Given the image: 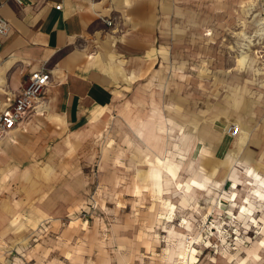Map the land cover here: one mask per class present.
Here are the masks:
<instances>
[{
	"label": "rangeland",
	"instance_id": "1",
	"mask_svg": "<svg viewBox=\"0 0 264 264\" xmlns=\"http://www.w3.org/2000/svg\"><path fill=\"white\" fill-rule=\"evenodd\" d=\"M156 7L146 77L100 122L74 137L36 107L0 139V264H178L190 238L179 264H264V0ZM231 124L236 192L204 145Z\"/></svg>",
	"mask_w": 264,
	"mask_h": 264
},
{
	"label": "crops",
	"instance_id": "2",
	"mask_svg": "<svg viewBox=\"0 0 264 264\" xmlns=\"http://www.w3.org/2000/svg\"><path fill=\"white\" fill-rule=\"evenodd\" d=\"M156 3L0 0V16L9 24L8 33L0 35V109L31 73L46 71L49 82L38 108L48 107L65 133L74 137L100 122L128 85L146 77L144 65L151 57L141 48L158 26ZM119 83L121 89L116 88ZM23 120L2 138L20 131ZM210 132L204 145L211 141L212 158L221 161L240 131L236 137Z\"/></svg>",
	"mask_w": 264,
	"mask_h": 264
},
{
	"label": "built area",
	"instance_id": "3",
	"mask_svg": "<svg viewBox=\"0 0 264 264\" xmlns=\"http://www.w3.org/2000/svg\"><path fill=\"white\" fill-rule=\"evenodd\" d=\"M60 8V5H56ZM105 23L112 25L111 19H105ZM9 31L6 19L0 16V35L4 36ZM49 82V74L46 71H35L31 73L21 84L18 92L9 103L0 109V139L17 127L26 117L28 112L41 103L45 87ZM238 124L229 125L227 132L234 137L239 132Z\"/></svg>",
	"mask_w": 264,
	"mask_h": 264
},
{
	"label": "bare ground",
	"instance_id": "4",
	"mask_svg": "<svg viewBox=\"0 0 264 264\" xmlns=\"http://www.w3.org/2000/svg\"><path fill=\"white\" fill-rule=\"evenodd\" d=\"M229 127V126H228ZM228 129V128H227ZM187 135V134H186ZM237 136V135H236ZM235 136V137H236ZM184 140L185 139H187V137H184L183 138ZM234 139V138H233ZM234 140H236V138L234 139ZM232 142V141H231ZM234 142V141H233ZM174 144V143H173ZM230 146V145H229ZM243 147V146H242ZM231 149H229V151H228V153L226 154V156L224 157V159H222L221 161L222 162H224V163H226V164H228V163H230V165H229V172H228V174H227V176L226 177H229L233 182H232V185H231V187H232V191H237L238 190V188H237V185L240 183V180H239V175L237 174L238 173V170H240V171H242L244 168H245V166H237V164H241L242 162H240V161H238L237 160V158H235V156H237V149L234 147V146H231L230 147ZM241 168V169H240ZM167 171L169 172V173H173L174 172V169H167ZM243 171H245L246 172V176H248V177H253L254 176V174H253V172H252V169H251V167L250 166H246V168L243 170ZM259 180H261V181H264V176H259V175H255ZM223 185V184H222ZM221 187V186H220ZM202 190H205V189H202ZM219 195L221 196V193H219ZM188 196V197H187ZM192 198V196H190V195H188L187 193H186V191L183 189L182 190V195H181V200H180V202L183 204V205H186V204H188V201H189V199L190 198ZM224 200H226V199H224L222 196H221V198H220V200H219V202H224ZM214 202H218V200H214ZM227 202V201H226ZM234 204V203H233ZM232 204V205H233ZM171 205V208H173L174 207V205L171 203L170 204ZM224 207V206H223ZM235 207H236V205H235ZM235 211V210H234ZM170 220H172L173 221V219L170 217L169 218V221ZM193 229V228H192ZM189 230H191V228L189 229ZM190 238V237H189ZM180 242H182V240L180 239ZM188 242H190V245L188 246V248H186V249H184L185 247H184V245L182 244V246H181V244L179 245V248H178V251H179V253H180V255H182L184 252H185V250L188 252L187 254H186V257L185 258H183V256H179L178 258H176V260H180L179 262H177L178 264L179 263H181V262H184V263H188L189 262V260H195V258H196V247H194L193 246V243H194V238H190L189 240H188ZM192 243V244H191ZM166 255V254H165ZM167 257V256H166ZM169 259V258H168Z\"/></svg>",
	"mask_w": 264,
	"mask_h": 264
}]
</instances>
